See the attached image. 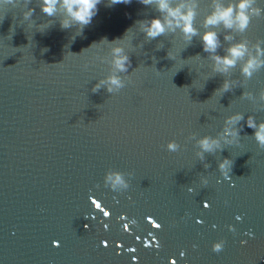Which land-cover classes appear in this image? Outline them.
<instances>
[{
    "label": "water",
    "instance_id": "water-1",
    "mask_svg": "<svg viewBox=\"0 0 264 264\" xmlns=\"http://www.w3.org/2000/svg\"><path fill=\"white\" fill-rule=\"evenodd\" d=\"M210 5L199 0L201 33ZM28 7L26 20L23 0H0V264H264V149L246 124L264 120V68L245 82L239 64L215 73L199 36L147 40L138 22L159 13L140 0H101L82 31L63 29L39 0ZM234 35L264 40V12ZM117 39L131 60L125 86L94 93ZM225 78L241 84L216 92ZM236 112L238 142L200 160L196 140L217 136ZM109 170L128 187L113 189Z\"/></svg>",
    "mask_w": 264,
    "mask_h": 264
},
{
    "label": "clouds",
    "instance_id": "clouds-1",
    "mask_svg": "<svg viewBox=\"0 0 264 264\" xmlns=\"http://www.w3.org/2000/svg\"><path fill=\"white\" fill-rule=\"evenodd\" d=\"M31 0H23L24 19H31L34 9L28 7ZM101 0H39L41 11L48 17H56L61 15L60 24L63 29L78 25L80 30L91 23L92 18L97 14V5ZM131 0H111V4L130 3ZM5 6H16L17 0H2ZM144 5L153 6L159 13L158 16L139 21V27L145 33L147 40H153L157 37L168 33H176L179 30L183 39L190 43L192 38L199 36L202 41L204 52L208 53V58L213 61L212 70L215 73L227 76L231 71L240 65V73L244 77L245 82L250 79L254 73L264 68V40H257L250 43L247 38L236 40L234 34L245 33L251 23L253 17H260L264 9L257 5V0H211V11H209L203 19L202 33L194 25L195 18L198 14L199 0H140ZM223 29L222 32L217 29ZM224 35V40L229 44L224 48V55L218 54V49L222 47L220 34ZM120 39L112 42L111 59L100 57L107 60L111 65L110 73L103 79H100L92 88V91L98 92L102 87L106 88L109 93L118 92L125 86V79L121 73H128L131 60L125 49L117 43ZM142 47V45H141ZM163 44L157 46L158 50ZM168 57L172 59L170 52ZM87 65H85V68ZM238 79L225 78L222 86L216 90L223 93L231 91L235 86L240 85ZM243 97L256 101L257 97L252 92L245 91ZM259 100L264 101V88L259 91ZM244 120V114L236 112L226 117L223 130L217 136L204 135L196 140L199 147L196 155L200 160L205 159V153H215L222 150V141L225 145H231L238 142L241 127H237L240 121ZM249 128L253 129V136L258 142L261 149H264V120L257 123L253 115H249L246 120ZM195 134H191L189 138H194ZM180 145L171 140L167 143V149L175 152ZM233 160L225 157L218 163L221 173L228 177L232 171ZM207 167V165H206ZM131 175V173H129ZM106 180L111 183L114 189L117 185L123 188L128 187V182L124 178V173L115 170H109L106 174ZM189 191H191L189 189ZM95 203V198H91ZM99 205H97L98 207ZM205 207H208L205 202ZM110 215V213H105ZM159 227V225H154ZM87 227V225H85ZM107 227V226H106ZM127 225H125V228ZM223 247V241L214 243L213 251L219 252ZM171 264H174L172 260Z\"/></svg>",
    "mask_w": 264,
    "mask_h": 264
},
{
    "label": "snow or ice",
    "instance_id": "snow-or-ice-1",
    "mask_svg": "<svg viewBox=\"0 0 264 264\" xmlns=\"http://www.w3.org/2000/svg\"><path fill=\"white\" fill-rule=\"evenodd\" d=\"M101 205H99L98 207H100ZM174 264H176V261H174Z\"/></svg>",
    "mask_w": 264,
    "mask_h": 264
}]
</instances>
